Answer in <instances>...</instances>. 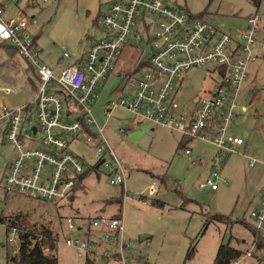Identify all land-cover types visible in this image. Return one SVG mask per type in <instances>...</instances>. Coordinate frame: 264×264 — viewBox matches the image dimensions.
Listing matches in <instances>:
<instances>
[{
  "label": "rangeland",
  "instance_id": "1",
  "mask_svg": "<svg viewBox=\"0 0 264 264\" xmlns=\"http://www.w3.org/2000/svg\"><path fill=\"white\" fill-rule=\"evenodd\" d=\"M112 1L31 0L28 6L27 1L21 0L19 5L27 6V14L33 20V33L42 48L40 56L59 74L63 68L75 63L81 50L104 36L100 20L109 13ZM167 1L232 33L247 26L249 14L258 12L264 18V0L259 8L252 0ZM12 8L10 4L7 6L10 14L16 11ZM10 45L9 42H0V87L9 85L19 90L0 92V101L17 107L33 97L32 83L36 76L27 60ZM254 49L259 57L248 65L247 78L239 95L240 106L230 125L233 134L245 139L241 153L227 155L222 152L212 160L215 147L208 142L193 140L190 146L195 153L188 156L177 131L155 126L148 120L138 125L140 118L122 108H116L111 118L105 117L103 110L107 101L121 92L127 73L149 54V47L142 40L140 44L125 46L108 79L97 88L90 105L108 143L125 165L127 186L132 196L124 199L121 186L111 183L102 166L89 169L80 192L74 194L76 199L67 203L29 198L15 189L7 190L6 183L0 180V216L24 213L37 232L42 225L53 228L59 238L56 252L59 264H85L86 260L64 242L68 216L76 217L74 224L78 225L88 216L99 215L123 216L124 239L130 244L129 263L212 264L218 246L229 242L230 230L235 229V242L244 250L237 264H263L260 258L264 256V249L256 253L255 239L247 231L248 226L245 223V228L239 225L245 220L254 226L251 211L264 186V34ZM64 51L69 52L71 58L64 59ZM214 68L209 64L178 73L177 98L185 103L205 96L218 77ZM244 106L246 110L243 112L241 108ZM128 122H131L129 127L132 129L128 134L120 132L119 127ZM77 147L72 148L73 151L84 154L89 165L96 162L90 146L81 144ZM0 151H6L7 155L13 153L8 143L0 146ZM199 157L202 163L192 162ZM105 159L109 160L108 156ZM249 159L257 161L250 165ZM4 160L0 157V167H3ZM213 169H217L221 176L218 190L201 188L200 183ZM151 184L155 188H149ZM216 213L232 219L219 222L221 224L210 223L205 230L209 216ZM8 234L6 224L0 222V264H14L8 255L15 256L19 252V239L11 243ZM89 234L92 235V231ZM243 236L249 238L245 243L241 241ZM194 244V256L188 259V250ZM248 248L251 256L246 254ZM103 261L96 257L98 264ZM111 264H118V261Z\"/></svg>",
  "mask_w": 264,
  "mask_h": 264
},
{
  "label": "built area",
  "instance_id": "2",
  "mask_svg": "<svg viewBox=\"0 0 264 264\" xmlns=\"http://www.w3.org/2000/svg\"><path fill=\"white\" fill-rule=\"evenodd\" d=\"M5 1L0 0V40L11 43L37 78L35 93L29 101L17 107L0 101V146L8 143L13 151L11 155L0 151V157L5 158L0 180L8 189L35 200L67 203L75 198L72 195L83 175L102 166L111 183L121 186L124 199L132 196L125 165L108 143L90 105L125 46L140 44L142 40L146 41L149 54L127 73L121 92L107 101L105 117L111 118L116 108H122L142 122L148 120L155 126L177 131L182 142L186 141L180 144L188 156L193 153V140L208 142L231 154L242 152L238 145L245 139L232 134L230 125L240 106L239 95L248 65L259 57L254 48L264 34V18L258 12L249 14L245 28L232 33L180 10L167 0H113L109 13L100 20L104 36L81 51L76 63L57 74L40 56L42 48L33 33L32 18L23 10L6 16L7 7L3 5L9 3ZM63 56L71 58L67 51ZM209 64L215 66L218 74L214 86L205 96L182 103L177 98L176 75ZM18 90L9 85L0 87V92ZM130 129L128 123L119 127L122 133ZM74 143L90 146L96 162L89 165L84 154L73 151ZM256 161L249 159V164ZM219 179V171L213 169L200 187L216 189ZM75 218H67L64 242L74 247L79 257H99L104 264L115 260L118 264H133L128 262L130 244L124 239L123 216H88L84 224L78 225L74 224ZM251 218L254 226L264 232V189ZM17 239L19 229L13 227L8 241L15 243ZM246 254L252 255L250 250Z\"/></svg>",
  "mask_w": 264,
  "mask_h": 264
},
{
  "label": "trees",
  "instance_id": "3",
  "mask_svg": "<svg viewBox=\"0 0 264 264\" xmlns=\"http://www.w3.org/2000/svg\"><path fill=\"white\" fill-rule=\"evenodd\" d=\"M20 1L21 0H16L14 2L15 5L17 4L16 10H23L27 13V6L19 5ZM30 1H28L26 5L29 6L31 3ZM252 1L253 3H255L257 8H259L262 4V0ZM3 6L7 7L5 4ZM0 42L5 43L2 40ZM10 46L13 47L12 45ZM32 85L35 89L37 85V78L36 81L32 83ZM185 142L186 141H183L182 144L184 145ZM81 182L82 180H80V184ZM72 196L75 197L74 195ZM230 218L231 217L226 214H213L209 216L207 223H205V230L209 227V224L212 222L226 223ZM0 222L6 224V229L8 231H10L13 227L19 229V252L15 256L10 257V255H8L9 259L13 261L14 264H59V259L56 254L59 245L58 233L55 232L53 228L49 227V225H42L40 228V232H37L35 226L29 223L27 215L24 213L13 214L11 216H0ZM241 222L245 223L248 226L249 230L253 235V238H255V252L257 253L258 251L264 249V237L262 236L263 232L258 230L255 226H252L253 224L249 222ZM232 237L233 236L231 235V240L229 242H222L219 245L212 264H232L233 261L242 257L244 250L232 244ZM195 248V244L189 248L187 253L188 259L194 256L193 254ZM46 249H48L49 252H47ZM260 259L263 261L264 264V256ZM85 264H98V262H96V260L90 257H87L85 260Z\"/></svg>",
  "mask_w": 264,
  "mask_h": 264
},
{
  "label": "crops",
  "instance_id": "4",
  "mask_svg": "<svg viewBox=\"0 0 264 264\" xmlns=\"http://www.w3.org/2000/svg\"><path fill=\"white\" fill-rule=\"evenodd\" d=\"M11 1H12V2H9V0H6L5 2H8L10 5H12V7H13L12 9L16 10V9H17V4L15 5V4H14V1H13V0H11ZM7 6H8V5H7ZM6 11H7V9H6ZM15 12H16V11H15ZM10 15H13V14H10L9 11H7L6 16H10ZM33 17H34V16H33ZM83 50H84V49H83ZM83 50H81V51H83ZM80 53H81V52H80ZM80 53H79V54H80ZM79 56H80V55H79ZM79 56H78L77 59H79ZM77 59H76V60H77ZM75 63H76V61H75ZM241 109H242L243 112H244V111L246 110V107L244 106V107H242ZM135 123H136V122H135ZM141 123H142V121H138V122H137L138 125H140ZM130 124H131V122H128V126H130ZM121 126H122V125H121ZM131 129H132V128H131ZM152 129H154V128H152ZM231 133L233 134L232 131H231ZM246 133H247V132L245 131L244 134L246 135ZM124 134H128V133H124ZM234 135H235V134H234ZM243 145H244V143H243L242 145H238V149L241 150L242 147H243ZM77 146H79L78 143H74V145H72L73 148H78ZM214 147H215V146H214ZM241 151H242V150H241ZM222 152L225 153V154H227V155H230L229 152H227L226 150H223V149H222V150H219V149H217V148L215 147V148H214V154H213L212 157H211L212 160L216 159L217 154H222ZM193 153H195V152H194V148H193ZM193 153H192V154H193ZM201 161H202V158L199 157V158L193 160L192 162H194V163H202ZM92 169L95 170L94 168H92ZM91 171H92V170H91ZM96 171H97V170H96ZM98 173H99V172H98ZM88 174H89V173H87V174L85 175V177L83 178V181L81 182V184L78 185L75 195L77 194L78 191L80 192V187L85 183V178H86V176H87ZM99 175H100V174H98V177H99ZM223 181H224V180H223ZM218 188H219V186H218ZM218 188H216V189H212V188H211V189H212L213 191H215V190H218ZM263 189H264V186H263V188H262V190H261V192H260V194H259V197H257V198L255 199L254 205H257V204L259 203V201L261 200V197H262V194H263ZM79 192H78V193H79ZM75 199H76V197H75ZM75 199H74V200H75ZM80 215H81L82 217L84 216V214H80ZM112 215H113V214H112ZM240 220H241V219H240ZM240 220H239V221H240ZM244 221H245V220H244ZM244 221H243V222H244ZM212 224H221V223H219V222H212ZM251 224H253V223H251ZM239 225H243V223L240 222ZM243 226H244V225H243ZM244 228H245V226H244ZM248 229H249V228H248ZM246 230H247V229H246ZM230 231H231V235L233 236V237H232V240H233L232 244H234L235 246L239 247V245H237L236 242H235V241H236V238H235L236 236H235V234H234V231H236V230H235V229H232V230H230ZM247 231L251 233V231H249V230H247ZM251 234H252V233H251ZM241 238H242L241 241H242L243 243L247 242V240L249 239V238H247V237L245 238V236H243V237H241ZM252 238H253V237H252ZM254 239H255V238H253V240H254ZM218 247H219V246H218ZM239 248H240V247H239ZM241 248H242V247H241ZM241 248H240V249H241ZM217 249H218V248H217ZM242 249H243V248H242ZM249 250H250V248H248V249L246 250V252L249 251ZM250 251H251V250H250ZM215 254H216V253H215ZM250 256H251V255H250ZM112 263H113V262H112ZM103 264H104V262H103ZM110 264H111V263H110Z\"/></svg>",
  "mask_w": 264,
  "mask_h": 264
},
{
  "label": "water",
  "instance_id": "5",
  "mask_svg": "<svg viewBox=\"0 0 264 264\" xmlns=\"http://www.w3.org/2000/svg\"><path fill=\"white\" fill-rule=\"evenodd\" d=\"M147 1H149V0H147Z\"/></svg>",
  "mask_w": 264,
  "mask_h": 264
}]
</instances>
